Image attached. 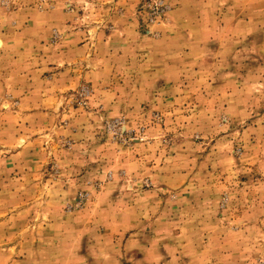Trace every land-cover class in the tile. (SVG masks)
<instances>
[{"label": "rangeland", "instance_id": "374dc122", "mask_svg": "<svg viewBox=\"0 0 264 264\" xmlns=\"http://www.w3.org/2000/svg\"><path fill=\"white\" fill-rule=\"evenodd\" d=\"M0 264H264V0H0Z\"/></svg>", "mask_w": 264, "mask_h": 264}]
</instances>
